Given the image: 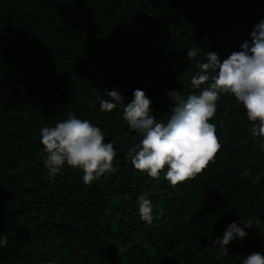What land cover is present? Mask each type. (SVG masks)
<instances>
[{
    "label": "trees",
    "instance_id": "1",
    "mask_svg": "<svg viewBox=\"0 0 264 264\" xmlns=\"http://www.w3.org/2000/svg\"><path fill=\"white\" fill-rule=\"evenodd\" d=\"M261 17L264 0H0V264H241L264 253V138L231 94L210 120L221 148L175 186L166 168L151 178L131 164L142 136L123 105L100 109L106 91L127 104L140 89L165 120L167 93L198 94L197 64L208 51L238 50ZM69 112L113 142L117 171L86 185L65 164L49 178L40 129ZM140 195L153 203L151 224L140 219ZM240 218L253 228L222 254L212 241Z\"/></svg>",
    "mask_w": 264,
    "mask_h": 264
},
{
    "label": "clouds",
    "instance_id": "2",
    "mask_svg": "<svg viewBox=\"0 0 264 264\" xmlns=\"http://www.w3.org/2000/svg\"><path fill=\"white\" fill-rule=\"evenodd\" d=\"M198 52V46L192 47L187 50V57L195 58ZM197 68L191 84L199 93L185 96L176 90L169 91L173 106L163 121L152 114L151 100L140 89L134 90V99L127 104L118 89L106 91L110 99L100 101L101 111L106 112L123 105V119L130 129L141 134V141L128 152L134 168L151 178H159L166 168L164 178L174 186L200 174L221 148L216 125L210 120L222 94H231L246 109L247 119L253 124L252 134L264 138V17L253 26L250 40L240 44L238 50L223 58L208 51L206 62H199ZM206 83L207 87L201 88ZM40 142L49 178L56 177L65 164L81 169L86 185L117 171L113 165L117 155L113 142H105L100 127L77 118L74 113L69 112L67 119L54 126L42 127ZM137 203L140 219L151 224L154 219L151 199L140 195ZM252 226V218L234 220L222 236L212 241V246L226 255L228 245L234 240L242 241ZM7 244V235L0 233V248ZM241 264H264V253L253 251Z\"/></svg>",
    "mask_w": 264,
    "mask_h": 264
}]
</instances>
